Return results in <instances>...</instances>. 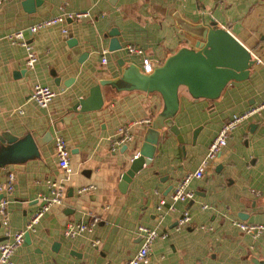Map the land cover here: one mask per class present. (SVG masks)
Masks as SVG:
<instances>
[{
  "label": "crops",
  "instance_id": "obj_1",
  "mask_svg": "<svg viewBox=\"0 0 264 264\" xmlns=\"http://www.w3.org/2000/svg\"><path fill=\"white\" fill-rule=\"evenodd\" d=\"M37 1L32 10L21 0L0 3V131L17 137L27 132L51 135L37 147V156L0 168V181L8 171L14 174L6 206L9 229L24 227L40 203L37 193L46 192L45 178H62L54 134L66 141L70 173L61 202L50 204L12 251V264H123L141 245L139 224L165 232L152 241L148 261L140 264H257L255 259H264V231L253 236L233 223H264V109L258 108L264 101V0ZM82 11L87 15L65 17L25 33L36 57L31 67L25 65L24 48L5 37L44 18ZM176 15L194 23L217 21L256 61L247 78L231 80L215 100L194 101L181 94L173 121L182 138L162 129L151 160L122 185L121 174L138 153L146 128L160 110L161 96L130 90L109 96L96 109L72 106L99 78L118 75L120 59L142 67L145 56L162 62L182 44L193 43ZM112 29L121 44L115 50H109ZM129 44L143 52H128ZM35 83L54 91L44 107L29 96ZM248 110L251 113L231 129L220 152L207 159L204 175L190 180L194 197L175 202L172 209L167 204L157 207L161 197L169 200L175 183L206 157L221 125ZM121 126L129 128L131 139L113 148ZM87 184L92 188L77 192ZM184 210L190 222L178 226ZM92 216L97 221L90 231L63 234L66 222H85ZM94 238L98 244H92Z\"/></svg>",
  "mask_w": 264,
  "mask_h": 264
},
{
  "label": "water",
  "instance_id": "obj_2",
  "mask_svg": "<svg viewBox=\"0 0 264 264\" xmlns=\"http://www.w3.org/2000/svg\"><path fill=\"white\" fill-rule=\"evenodd\" d=\"M37 0H21L26 10H32ZM182 31L194 38L191 44H182L166 56L162 62L152 61V69L145 71L134 62L124 63L118 75L99 78L86 96L78 97L73 110L96 109L109 96L130 90L146 93L157 92L161 96L160 110L149 123L143 136L138 153L131 159L129 168L121 174V183L126 185L133 174L153 157L160 131L168 128L179 134V128L173 119L181 103V94L197 101L200 99L215 100L219 98L231 80H243L249 76L251 66L256 61L253 53L225 26L211 19L201 22H190L179 15L175 16ZM111 35L109 50L121 47L117 31ZM47 131L41 136H32L29 132L21 137L0 131V168L12 163L14 166L24 160L38 155L37 147L50 138ZM28 232L23 233L27 238ZM23 238V239H24ZM255 263L264 264V259H255Z\"/></svg>",
  "mask_w": 264,
  "mask_h": 264
},
{
  "label": "built area",
  "instance_id": "obj_3",
  "mask_svg": "<svg viewBox=\"0 0 264 264\" xmlns=\"http://www.w3.org/2000/svg\"><path fill=\"white\" fill-rule=\"evenodd\" d=\"M3 0H0V3ZM87 15L86 11L74 12V13H61L58 15L44 18L36 23L27 25L23 28H18L9 31L5 34L7 40L11 43L20 44L25 51V65L31 67L35 60V53L32 49V45L25 37V33L31 34L38 28L46 25H50L59 21H62L65 17H80ZM64 31V29H62ZM128 52L142 53L143 49L136 45L129 44L127 46ZM100 62H105L104 53L100 56ZM151 59L147 56L143 57L142 68L145 71L152 69ZM54 95V91L45 84L35 83L32 85L29 96L40 107H44L48 104ZM258 108L264 109V101L258 106ZM252 110L244 111L241 113L233 114L228 120H226L219 128L216 135L212 138L208 145L206 157L202 162L192 171L187 172L183 177L175 183L169 192V200L165 197H161L157 207H163L167 204V209H172L175 202L185 201L192 199L195 195L193 189L188 187V184L193 178H201L204 175V167L208 158H213L220 152L221 147L226 143L228 133L234 128L241 120L245 119ZM149 119H146L147 122ZM120 136L115 139L114 146L125 143L131 139V133L128 127H119ZM53 151L56 159V165L62 172V178H45L44 185L46 192L37 193L36 198L40 200L39 205L29 215L23 228L18 230H10L8 227V212L6 209L9 194L12 192L14 185V174L12 171H8L3 180L0 181V225L3 228L4 237L0 240V264H12L10 255L12 251L20 245L23 241V233L33 229L34 224L40 218V216L49 208L52 203H60L64 195V179H67L70 173V167L68 164L69 150L66 145L65 139L59 135L53 136ZM135 154L134 156H136ZM92 188L91 184L82 185L77 188V192L85 191ZM191 216L188 210H184L177 220V225H186L190 222ZM97 221L96 216H92L89 221H68L64 224L63 234L66 236H75L84 231H90L92 225ZM241 230L256 236L264 231L263 222H247L244 220L233 221ZM138 233L142 239L141 245L138 250L129 257L123 264H140L148 261V250L152 241L157 237H164L165 232H159L156 227H149L144 224H139L137 227ZM99 240L94 238L92 244H98Z\"/></svg>",
  "mask_w": 264,
  "mask_h": 264
}]
</instances>
